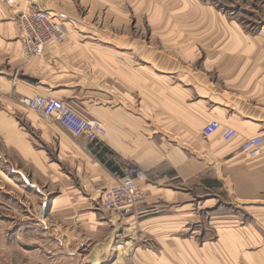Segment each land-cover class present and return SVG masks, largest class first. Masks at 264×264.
<instances>
[{
  "label": "crops",
  "instance_id": "obj_1",
  "mask_svg": "<svg viewBox=\"0 0 264 264\" xmlns=\"http://www.w3.org/2000/svg\"><path fill=\"white\" fill-rule=\"evenodd\" d=\"M60 1L0 0L2 148L16 162L54 163L59 156L61 163L76 166L83 191L63 192L68 200L88 201L84 195L93 189L135 177L148 194L136 214L120 218L96 205L81 217L91 229L128 225L131 242L137 229L149 245L139 247L149 257L146 263L164 264L161 258L171 253L170 264H264V249L243 254L247 243L263 238L228 219L229 199L264 200V151L247 158L241 147L246 138L264 135L259 35L264 26L254 30L233 16L198 9L187 26L175 23L160 38L162 50L137 41L132 47L139 49L117 43L90 49L73 42L78 35L69 25L75 21L60 9ZM23 9L57 15L69 29L64 40L38 57H27L16 22ZM35 94L71 102L87 118L102 121L107 133L96 139L76 137L52 119L45 121L20 103L22 95ZM16 105L25 110L24 128L12 111ZM213 119L224 128L235 127L238 136L230 141L221 132L205 136L203 127ZM197 196L205 197L204 204L196 203ZM104 213L111 218L101 221ZM204 218L209 227L201 231ZM248 231L253 238L244 235Z\"/></svg>",
  "mask_w": 264,
  "mask_h": 264
},
{
  "label": "rangeland",
  "instance_id": "obj_2",
  "mask_svg": "<svg viewBox=\"0 0 264 264\" xmlns=\"http://www.w3.org/2000/svg\"><path fill=\"white\" fill-rule=\"evenodd\" d=\"M60 4V9L75 21L69 25L70 31L78 35L73 42L90 49L115 47V43L118 47L139 49L140 46L132 47V42L137 41L148 44L150 49L162 50L160 38L175 23L179 22L181 28L187 26L188 19L199 14L198 9L233 16L254 30L264 26V0H71V3L61 0ZM259 35L264 47V31ZM10 94L14 95L11 92L7 96ZM15 108L12 111L19 117L18 126L26 127L21 114L25 110H17L18 105ZM37 146L43 147L39 143ZM12 155L2 148L0 140V264H95L94 257L98 258L96 264H151L146 263L149 257L140 253V249L149 245L142 242L143 238L140 240L137 229L133 228L131 242L128 229L132 227L126 224H102L101 229L87 228L84 224L81 216L87 207L102 208L99 196L102 189L95 188L85 194L88 201L64 198L63 192L81 188L76 166L61 163L59 156L53 157L54 163L44 166L16 162ZM196 198L197 204L199 201L204 204V196ZM255 202L229 199V224L248 226L263 238L261 243L257 239L247 243L243 254L246 250L264 249V200ZM106 217L111 215L104 213L101 221H106ZM204 219L201 231L209 227ZM212 235L210 231L207 233L209 237ZM244 235L254 237L250 231ZM153 247L164 253L161 251L164 249ZM161 259L166 261L164 264H170L172 255L165 254Z\"/></svg>",
  "mask_w": 264,
  "mask_h": 264
},
{
  "label": "built area",
  "instance_id": "obj_3",
  "mask_svg": "<svg viewBox=\"0 0 264 264\" xmlns=\"http://www.w3.org/2000/svg\"><path fill=\"white\" fill-rule=\"evenodd\" d=\"M19 40L24 54L33 58L42 55L52 43H61L66 30L61 19L47 9H23L16 18ZM20 103L46 118L54 120L62 128L76 137L86 135L96 139L107 133L106 125L96 119L84 116L71 102L52 96L35 94L22 95ZM221 132L226 141L238 136L235 127H223L221 122L213 119L203 127L205 136ZM242 151L247 158H255L264 151V135L246 138ZM102 206L117 217L124 218L136 214L137 206L147 199V190L133 176L118 179L114 185L99 191Z\"/></svg>",
  "mask_w": 264,
  "mask_h": 264
},
{
  "label": "bare ground",
  "instance_id": "obj_4",
  "mask_svg": "<svg viewBox=\"0 0 264 264\" xmlns=\"http://www.w3.org/2000/svg\"><path fill=\"white\" fill-rule=\"evenodd\" d=\"M129 231H130V229H129ZM132 235H134L133 232H132ZM130 237H131V236H130ZM129 242H130V239H129ZM129 242H128V243H129ZM120 247H121V246H120ZM93 261H94L93 263H95V264L98 263V262H96V261H98V259H96V258H95Z\"/></svg>",
  "mask_w": 264,
  "mask_h": 264
}]
</instances>
